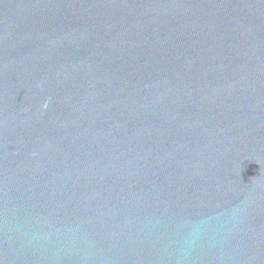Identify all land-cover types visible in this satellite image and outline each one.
Listing matches in <instances>:
<instances>
[{
    "label": "water",
    "instance_id": "1",
    "mask_svg": "<svg viewBox=\"0 0 264 264\" xmlns=\"http://www.w3.org/2000/svg\"><path fill=\"white\" fill-rule=\"evenodd\" d=\"M0 264H264V0H0Z\"/></svg>",
    "mask_w": 264,
    "mask_h": 264
}]
</instances>
